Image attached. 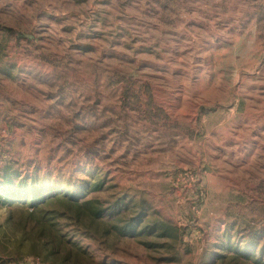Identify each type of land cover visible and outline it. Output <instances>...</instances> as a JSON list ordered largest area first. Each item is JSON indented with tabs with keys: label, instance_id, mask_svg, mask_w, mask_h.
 <instances>
[{
	"label": "rangeland",
	"instance_id": "1",
	"mask_svg": "<svg viewBox=\"0 0 264 264\" xmlns=\"http://www.w3.org/2000/svg\"><path fill=\"white\" fill-rule=\"evenodd\" d=\"M0 264H264V0H0Z\"/></svg>",
	"mask_w": 264,
	"mask_h": 264
}]
</instances>
